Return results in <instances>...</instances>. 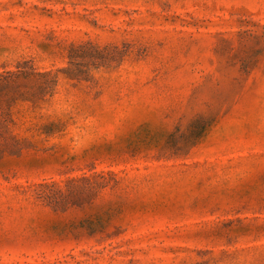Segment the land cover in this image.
<instances>
[{
    "label": "rangeland",
    "instance_id": "374dc122",
    "mask_svg": "<svg viewBox=\"0 0 264 264\" xmlns=\"http://www.w3.org/2000/svg\"><path fill=\"white\" fill-rule=\"evenodd\" d=\"M0 264H264V0H0Z\"/></svg>",
    "mask_w": 264,
    "mask_h": 264
},
{
    "label": "trees",
    "instance_id": "16d2710c",
    "mask_svg": "<svg viewBox=\"0 0 264 264\" xmlns=\"http://www.w3.org/2000/svg\"><path fill=\"white\" fill-rule=\"evenodd\" d=\"M30 78L35 90V96H40V99L50 93L56 85V78L50 75L49 71H36L26 65H20L15 72L0 74V84H6L12 80H21Z\"/></svg>",
    "mask_w": 264,
    "mask_h": 264
}]
</instances>
